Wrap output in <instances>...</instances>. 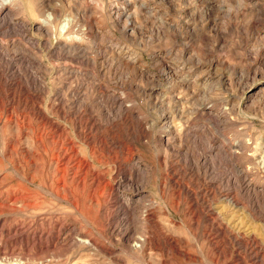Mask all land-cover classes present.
Returning <instances> with one entry per match:
<instances>
[{
	"label": "rangeland",
	"instance_id": "rangeland-1",
	"mask_svg": "<svg viewBox=\"0 0 264 264\" xmlns=\"http://www.w3.org/2000/svg\"><path fill=\"white\" fill-rule=\"evenodd\" d=\"M53 10L59 21H74V35L84 33L81 47L85 58L62 51L58 34L46 36L36 31L40 20ZM11 18L23 28H6L0 33V43L18 53L20 60L13 65L20 74L9 72L11 78L5 79L4 75L0 79V145L44 139L41 120L36 117L43 112L65 131L56 138L46 128L47 141L72 139L77 151L92 165L89 178L105 174L104 182L92 185L89 181L82 187L68 179L71 189L66 188L72 191L75 187L74 199L91 192L89 195L103 209L116 214L127 211L128 215L112 222L115 232L111 235L99 215L80 202L71 206L45 196L38 200L41 210L35 212L39 216L36 218L26 216L21 203L14 207L11 203L0 204V264L16 260L25 264H186L185 255L172 248H168L165 259L159 252H153L152 258L147 257L148 253L138 256L132 252L133 239L123 241L118 236L125 223L131 237L142 234V208L135 193L141 188L147 203L158 204L146 226L154 231L164 227L182 245L199 251L194 236L199 237L200 231L199 235L193 234L183 214L185 202L179 212L168 213L157 193L162 179L160 162L173 153L165 152L166 139L174 137L175 150L181 146L176 155L186 156L189 164L200 152L210 157L209 153L221 145L229 147V153H236L230 161L217 159L212 187L208 183L200 190L202 195L207 194L205 203L218 202V192L225 189H252L254 185L260 189L264 174L252 168L264 167V0H18ZM81 29L85 30L80 33ZM5 62L0 61V71ZM73 90L86 102L82 110L85 120H90L88 128L94 123L91 133L102 134L107 143L119 145L123 156L127 155L139 171L133 178L136 186L115 181L114 167L97 162L72 133L68 115L76 106L75 100H70ZM102 90L105 93L100 94ZM111 95L123 104L128 121L115 116L117 108L112 105ZM163 112L175 115V125H186V137L164 131L160 120ZM138 130H143V136L129 147L133 132ZM237 144L257 146L254 160L249 162L251 152H239ZM118 159L120 162L121 155ZM247 168L246 178L241 170ZM0 173V177L13 173L8 162L0 163ZM10 176L3 187L0 185L2 192L15 182ZM187 178L181 179L187 183ZM39 180L36 177V184L30 186L33 193L38 191ZM60 186L48 181L41 188L63 195ZM261 205L264 208L263 201ZM20 234L32 241L22 240ZM81 237L96 244L85 246L78 242ZM206 249L203 253L208 255ZM197 253L200 263L219 264L206 262L204 255Z\"/></svg>",
	"mask_w": 264,
	"mask_h": 264
},
{
	"label": "bare ground",
	"instance_id": "bare-ground-1",
	"mask_svg": "<svg viewBox=\"0 0 264 264\" xmlns=\"http://www.w3.org/2000/svg\"><path fill=\"white\" fill-rule=\"evenodd\" d=\"M16 1L18 0H0V33H2V31L6 28H10V26L18 29L23 28L22 24L11 18L13 6ZM56 15H58L57 11L53 10L52 14L48 15L44 18V20L39 19L40 22L36 31L45 32L46 36L54 35L56 37V34H58L59 37L57 36L58 38L56 37V39L61 40L59 45L62 51H66L69 56L75 54L80 59L85 58L86 52L81 47L83 42L81 35L84 33L74 35V30L72 29V23L74 21L69 19L59 21ZM84 30L85 29H81L80 33ZM21 38L23 40L24 37ZM17 54L12 52L7 45L0 43V61L2 60L5 62V60H7V62H5L6 64H3V70L0 71V79L4 78V75L6 77L5 79L11 78L13 75H10L11 77L8 76L9 72L19 76L20 69H17L15 65H13L14 62L20 60V57ZM1 65L2 64H0V67ZM103 91L104 90H102L100 94H103ZM71 92L70 100H75L74 103L76 104L74 111H71L68 115L72 121V133L75 135L77 140L81 142V144L88 148L90 154L97 162L100 164L109 163L112 167H114L113 170H116V175L114 177L115 181L122 180L128 183V185L132 188L136 183L133 181V178L139 171L135 168V165H131L129 163L130 158L126 157V154V156H123V149L119 147V145L107 143L105 136L102 134L99 135L91 133L93 128H95L93 127L94 123L88 128L90 120H85L83 115L84 112L82 110V108L86 106V102L84 98L79 97L76 90ZM60 98L62 103L66 102L65 98L62 96ZM109 98L112 100V105L117 108L115 116L124 121H128L123 104L113 95L109 96ZM100 99H102V96ZM67 102L73 104V101L68 100ZM36 115V117L41 120V134L45 140L43 138H40L39 140L27 139L22 143L15 141L5 142L0 145V163L8 162L13 172L9 173V175H11L10 177H13L15 181L14 183H9L11 186L5 189L4 192L0 189V204L11 203L14 207L15 205L21 203L24 211H27L28 215L26 216L36 218L38 215H36L35 212H39L41 210V202H38V200L40 201L41 199H44L45 196H48V198L51 197L52 200L58 203H65L71 206L80 202L83 207H87L89 210L95 211L94 213L96 216L99 215L103 221L105 229H110V233L112 235L115 232V228L111 226L112 222L119 216L128 215L127 211L125 213L121 212L122 214H116L115 212H109V210L103 209L97 200H94L92 195H89L91 192H88L86 197L77 196V198L74 199L75 195L72 191L75 187L73 186L74 188L71 191L70 185H67L69 184L67 183L68 179H70V183H73L76 186L81 185V187L82 185H86V182L89 181L92 185L102 181L104 182L103 175L105 174L97 175L96 173L94 178H89L92 165L86 157L77 151L78 148L76 149L75 142L68 137H61L63 140L60 141V143L54 139L48 142L46 136L47 134L45 132L46 128H49V133H47L52 136L54 135L53 137L57 135L56 138L64 135L65 131L60 128L61 126H56L51 123L50 119L43 112L39 111ZM174 119L175 115L170 117L165 112L162 113L160 120L164 131H166L168 135L175 132L181 137L183 136V138L186 137V125L183 123L180 126H177L174 124ZM138 128L140 127L138 126ZM85 130H88L89 133L87 132L88 134H85ZM142 132L143 130H138L135 134L133 132L132 137L130 136L131 138L129 142L131 144L129 145L131 146L129 147H133L135 142L139 141V139L143 136ZM173 139L174 137L166 139L164 142L165 152L171 151V153H173L170 158H166L165 156V158H163L160 162L162 165V179L158 185L157 193L162 201H164V208L168 213L172 210L179 212L181 204L185 202L183 214L187 216L193 234L195 235L198 233L197 231H200L199 237L196 235L194 236V241H196L197 245L196 248H199V251H192V249L182 245L180 241L173 238L164 227H157V230L154 231L150 227L146 226L149 219H151L154 215V209L158 204H152L151 202L147 203L141 188H136L135 193L138 196V207L142 208V210L140 209V221L142 225L145 226H143L144 228L141 231L142 234L140 233L139 238H133V236L131 237L132 233H130L129 227L127 223H125V228L123 227L122 232H118L119 238L123 239V241L124 239H127L128 241L133 239L134 245L132 247V252L138 256L148 253L147 257H151L153 252H159L161 254V258L165 259L167 257L166 254L168 252V248H172L177 254L182 253L185 255L186 258L184 259V263L186 264H202L200 263V259H198L199 257H197L196 252L199 253V256L200 254H203V257L207 259L206 262L208 261L209 263L264 264V208L261 205L262 201L264 202V177L262 176L263 181H260V184L262 185L260 189H256L254 187L255 185L252 186V189H249L248 186H242V182V185L240 184L242 187H239L234 191L225 189L218 192V194L216 193L219 199H217L218 202L214 204H207L205 203L204 196H207V194L204 193L202 195L200 191L202 185H208V183H210L212 187L213 181L215 180L213 175L216 173L217 159L219 160L222 158L230 161L232 157H237L236 153H229V147L221 145L216 147V150L214 151L215 154L211 152L209 153L210 157H208L205 152H200V154L196 155L193 159L192 164H189V160L186 156L185 158H179L176 155L181 146L178 145L177 150H175L176 147L172 145L174 144ZM245 145L237 144L235 145L236 147H232L237 148L239 152H251L248 160L249 162L253 161L256 157V154L253 151H257V146L252 147L250 144L249 146ZM116 152L119 156L121 155L120 162L118 161L119 156L116 155ZM256 166L257 165H255V168L252 169L255 172L260 170V173L264 174V167L260 168L259 165L256 168ZM125 167L129 168L125 169ZM252 169L250 168V170ZM241 171L242 176L246 177L249 175L247 173L248 168ZM9 175H1L0 185L2 187V184L8 182ZM207 176H209L208 181H206ZM36 177L40 179L39 181L41 183L40 185L38 184V191L33 193V191L30 190V186H34L36 184ZM182 177H188V182H184L183 179H181ZM48 181H51L52 183H61L60 187L64 194H57L52 190L44 191L41 186L46 184ZM66 186H69L70 189L66 188ZM77 195H80V193ZM68 199H72L73 202H68ZM168 199L172 200V202H169ZM110 200H112L111 197ZM110 200L108 201V205H110ZM136 209L137 207L133 210ZM89 212L92 213L91 211ZM95 215L94 218H96ZM99 217L98 220H100ZM156 220L155 222L157 223ZM121 222H127V220L122 219ZM20 238L24 240L26 236H24V234H20ZM26 239L27 241H32L30 238ZM78 242L85 246L96 244L91 239L82 240V237L78 240ZM203 248H207L206 250L207 253H209L208 255L205 254V252L203 253ZM40 253L42 254V251H40ZM9 264L25 263L23 261L21 262V260H16L14 263L11 262ZM79 264L91 263L84 261Z\"/></svg>",
	"mask_w": 264,
	"mask_h": 264
}]
</instances>
